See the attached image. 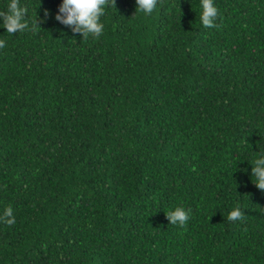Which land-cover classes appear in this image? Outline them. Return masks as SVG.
Instances as JSON below:
<instances>
[{
    "label": "trees",
    "instance_id": "trees-1",
    "mask_svg": "<svg viewBox=\"0 0 264 264\" xmlns=\"http://www.w3.org/2000/svg\"><path fill=\"white\" fill-rule=\"evenodd\" d=\"M61 3L0 27V264H264V0H214L216 28L200 0H116L87 40Z\"/></svg>",
    "mask_w": 264,
    "mask_h": 264
},
{
    "label": "clouds",
    "instance_id": "clouds-1",
    "mask_svg": "<svg viewBox=\"0 0 264 264\" xmlns=\"http://www.w3.org/2000/svg\"><path fill=\"white\" fill-rule=\"evenodd\" d=\"M160 0H135L136 9L145 15H151L156 9ZM202 13L200 21L205 28H216L215 23L218 16V9L214 5V0H200ZM111 6L116 8V0H62L55 15V20L60 24L70 27L73 33H79L83 40L90 36L99 38L103 34L104 25L100 22L101 17L105 14V7ZM27 7L20 5V0H10L7 11H0V20L3 21L0 27L6 29L7 33L15 34L20 31L29 30L36 32L41 28L38 21H33L31 28L27 17ZM45 17L49 12L45 10ZM5 47V41L0 40V49ZM251 178H254L253 185L264 192V154L256 152L255 158L251 162ZM191 209L185 210L183 207H176L174 210L165 212L166 218L172 225L179 224L183 227L190 219ZM4 217H13L11 206L4 211ZM245 214L241 211L239 204L228 213L229 221L244 219ZM6 222L11 225L13 219H7Z\"/></svg>",
    "mask_w": 264,
    "mask_h": 264
}]
</instances>
